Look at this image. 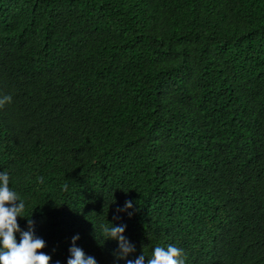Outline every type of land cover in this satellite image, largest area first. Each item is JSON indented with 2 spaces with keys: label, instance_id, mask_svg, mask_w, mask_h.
I'll return each instance as SVG.
<instances>
[{
  "label": "trees",
  "instance_id": "16d2710c",
  "mask_svg": "<svg viewBox=\"0 0 264 264\" xmlns=\"http://www.w3.org/2000/svg\"><path fill=\"white\" fill-rule=\"evenodd\" d=\"M4 97L0 173L49 264L76 235L97 264H264V0H0Z\"/></svg>",
  "mask_w": 264,
  "mask_h": 264
},
{
  "label": "clouds",
  "instance_id": "9594fccd",
  "mask_svg": "<svg viewBox=\"0 0 264 264\" xmlns=\"http://www.w3.org/2000/svg\"><path fill=\"white\" fill-rule=\"evenodd\" d=\"M11 97H4L0 100V106L5 102H10ZM43 182V178H40ZM65 189L67 185L64 186ZM133 208L132 201H126L122 209L118 212L127 211ZM25 209V203L18 199L16 192L9 188V175L0 173V264H49L50 256L39 251L46 246L45 241L35 236L33 222L30 217L21 215ZM32 214V213H31ZM131 215V213H129ZM28 219L29 230L23 231L17 217ZM105 226L103 229L104 240H114L118 242L116 256L118 259H125L129 254L135 252L134 245L124 235L126 225ZM21 236L20 243L16 241V233ZM79 236L72 238L73 246L69 249L71 254L67 264H97L94 257L86 256L84 251L76 246ZM183 250L169 245L167 248L155 247L152 258L147 264H185ZM127 264H145V255H141L133 260H128Z\"/></svg>",
  "mask_w": 264,
  "mask_h": 264
}]
</instances>
